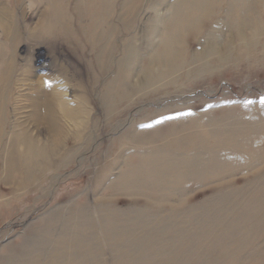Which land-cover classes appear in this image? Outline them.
<instances>
[{"label":"bare ground","instance_id":"6f19581e","mask_svg":"<svg viewBox=\"0 0 264 264\" xmlns=\"http://www.w3.org/2000/svg\"><path fill=\"white\" fill-rule=\"evenodd\" d=\"M260 1L264 0H179L170 28L161 31V42L139 64L144 77L141 91L164 79L175 85L178 77L191 74H184L188 61L184 57L187 43L183 35L193 30L190 38L199 36L204 30L202 20L215 18L223 10L233 31L227 37L222 35L223 47H219L216 36L207 34L213 42L200 51L202 67L213 56L217 57V64L235 60L232 51L237 46L244 47L239 50L243 52L259 45L264 30V20L255 17L264 14ZM50 2L51 15L42 32L27 34L22 41L29 46L45 41L53 51L55 40L61 39L77 56L76 63L86 69L87 87L96 86L110 71L116 54L115 41L131 28L141 0H85L75 15L79 23L87 22L81 29L82 42L73 33L66 0ZM1 26L5 41L0 50V183L10 186V193L14 194L41 188L48 174L79 159L80 150L88 142L85 131L89 92H81L71 103L65 99L66 86L57 87L53 80H45L50 88L31 83L34 67L28 53L24 59L17 53L19 34L12 22L1 19ZM220 30L223 33L225 26L221 25ZM127 64L118 65L101 93L105 112L111 117L121 113L122 104L132 100L135 93L128 84L131 72ZM151 67L159 68L157 75ZM58 70L64 75L65 69ZM175 74L181 75L173 78ZM20 82L30 86L28 104L25 103L29 108L27 122H19L16 116L8 122V103L13 98L10 93ZM12 108L18 114L21 106L15 104ZM196 124L179 130L171 128L165 134L155 131L148 139L141 131L125 130L114 142L117 150L109 152L108 164L101 168L103 176L96 186L116 170L115 166L119 167L109 184L115 185L112 194L141 197L142 204L135 201L134 206L120 210L108 198L96 204L92 216L86 207L69 217L60 211L37 231L34 244L8 264H39L41 258L43 264H249L250 260L264 264V249L253 244L259 240V245L264 244L263 129ZM6 125L11 127L5 142ZM38 136L45 141H39ZM157 141L163 143L155 146ZM130 153L137 156V162L124 159ZM114 154L116 157H111ZM241 174H250L251 179L242 185L231 183ZM189 184L197 188L218 187L213 198L190 204ZM151 192L155 197H149ZM253 209L257 213L252 219L249 213Z\"/></svg>","mask_w":264,"mask_h":264},{"label":"rangeland","instance_id":"374dc122","mask_svg":"<svg viewBox=\"0 0 264 264\" xmlns=\"http://www.w3.org/2000/svg\"><path fill=\"white\" fill-rule=\"evenodd\" d=\"M178 1L141 0L140 8L135 14L131 28L119 35L115 41L116 54L110 62V71L99 81V84L94 87L90 85L87 87L86 69L76 63L77 56L61 39L55 40L54 52L48 42L44 41L29 46L25 41H22L23 37L24 39L28 37L27 34L42 32L43 26L46 25V21L51 15L52 3L50 0H0V50L5 41L1 26V19H4V21L12 22L14 30L19 34L16 45L17 53L22 59L28 53L32 59L34 72H32L31 83H38L43 87L50 88L49 82L45 80H53L55 85H58L57 87L66 86L65 99L71 103L75 102L81 92H89L87 93L88 129L85 131L88 142L80 150L79 159L66 168L62 167L48 174L42 187L34 191H20L12 194L10 193V186L0 183V264H8L10 259L21 255L23 249L34 244L37 231L45 225L50 216L60 211L63 212V216L69 217L76 210L86 207L92 216L96 204L101 200H108V198H110L111 204L120 210L134 206L135 201L142 204L141 197L130 198L112 194L115 185L109 184L119 167L115 166L116 170L113 169L114 172L107 174V178L100 181L96 186L97 181L103 176L101 168L108 164L109 152L111 150L116 152L117 150L114 142L124 134L125 130L141 131L143 136L148 139L153 136L155 131L159 134H165L171 128L179 130L195 126L198 123L199 126H223L226 129L236 128L239 130V127L254 131L263 129L264 133V30L261 32L263 34L259 38V45L249 46L243 52L240 51L244 47L237 46L238 50L237 47L234 48L232 55L235 60L217 64V57L213 56L209 58L210 60L208 59L207 66L202 67L200 51L208 43L213 42L207 34L216 36L219 47L220 45L223 47L225 37L230 35V31H233V28L228 26L230 24L226 19L225 10L221 11V14L215 18L202 20L204 30L199 36L190 38L193 30L188 32L189 34L183 35L187 43L184 57L188 61L184 74L190 72L191 74L185 78L178 77L175 85L169 83L168 79H164L161 83L141 91L140 86L144 77L140 72V63H142V59L145 60L149 55H152V48L161 42V31H167L170 28L169 22L173 19V9ZM83 2L85 0H66L65 3L67 13L71 18L69 21H71L73 33L76 35L74 36L81 42L83 41L81 29L87 22L79 23L75 15L80 11V7H83ZM263 4L264 1L259 2L260 6ZM255 17L264 20V14H258ZM221 25L225 26L223 33L220 30ZM247 34L252 36L253 33L247 31ZM222 35L225 36L224 39ZM29 40H31L30 37ZM129 47L136 53L131 51ZM142 47L144 48L142 49ZM244 51L246 56H244ZM129 54L131 55L129 56ZM121 62L128 63V70L131 72L128 84L135 93L131 97L132 100L122 104L121 113L111 117L112 115L105 112L101 93L107 82L114 77L115 70L119 64H122ZM38 64H43L45 67L39 69ZM59 67L65 69L64 75L58 70ZM151 70L155 75L160 71L157 67H151ZM181 74H175L173 78ZM39 77H42L40 81H38ZM24 83L20 82L19 85L14 86L16 91L11 90L12 97L17 96V98H14V101L13 98L9 100L8 110L10 114H7L10 118H8V122L15 118H19V122H27L26 116L29 108L25 103L29 96L28 93H30V86H27L29 83ZM14 103L18 105V108L21 106V109L25 105L26 109L23 107L22 110L19 109L16 112L18 114H15L12 111V107L15 106ZM12 116L16 117L13 118ZM29 126L32 135L35 136L34 129L31 128V125ZM5 127L4 140L6 142L11 126L6 125ZM38 140L45 141L42 136H38ZM255 140L258 141L257 138ZM166 141L169 140L166 139ZM161 143L163 142L157 141V144L154 145L158 146ZM137 148L141 149V147H134L133 149L137 150ZM132 153L124 159L126 158L132 163L137 162V156ZM111 157L115 158L116 155H111ZM249 179H251L250 174H241L232 178L231 183L242 185ZM217 187V185H213L197 188L196 185L189 184L187 190L191 191V194L187 196V200L190 204H196L209 196L213 198ZM148 195L155 197L152 192ZM256 213L253 209L249 213V218L256 217ZM259 242L260 240L254 241L253 244L255 243V247L259 246L264 249V244L263 246L259 245ZM262 255H264V251ZM105 256L108 259V256ZM43 263L44 259L41 258L39 264ZM249 264H258V262L257 260H250Z\"/></svg>","mask_w":264,"mask_h":264}]
</instances>
